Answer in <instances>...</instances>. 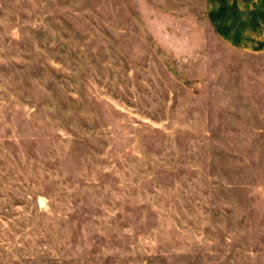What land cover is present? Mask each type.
I'll list each match as a JSON object with an SVG mask.
<instances>
[{"label":"rangeland","instance_id":"obj_1","mask_svg":"<svg viewBox=\"0 0 264 264\" xmlns=\"http://www.w3.org/2000/svg\"><path fill=\"white\" fill-rule=\"evenodd\" d=\"M208 6L0 0V264H264V49Z\"/></svg>","mask_w":264,"mask_h":264},{"label":"crops","instance_id":"obj_2","mask_svg":"<svg viewBox=\"0 0 264 264\" xmlns=\"http://www.w3.org/2000/svg\"><path fill=\"white\" fill-rule=\"evenodd\" d=\"M206 1L211 12L208 16L218 19L222 40L236 49H264V0Z\"/></svg>","mask_w":264,"mask_h":264}]
</instances>
